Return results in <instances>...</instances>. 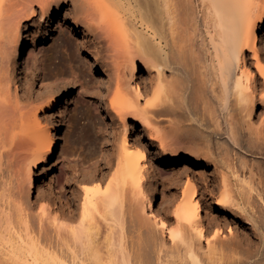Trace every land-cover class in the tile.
Returning <instances> with one entry per match:
<instances>
[{
  "label": "bare ground",
  "instance_id": "bare-ground-1",
  "mask_svg": "<svg viewBox=\"0 0 264 264\" xmlns=\"http://www.w3.org/2000/svg\"><path fill=\"white\" fill-rule=\"evenodd\" d=\"M80 52L103 76L106 166L79 188L66 160L53 195V111L71 88L37 104L18 82L36 70L46 88V60ZM0 58V264H264V0H0ZM209 155L219 212L206 223L194 177L178 203L166 190Z\"/></svg>",
  "mask_w": 264,
  "mask_h": 264
},
{
  "label": "rangeland",
  "instance_id": "rangeland-1",
  "mask_svg": "<svg viewBox=\"0 0 264 264\" xmlns=\"http://www.w3.org/2000/svg\"><path fill=\"white\" fill-rule=\"evenodd\" d=\"M65 35L70 38V40L75 46H77V38L75 35L71 34L69 30L65 31ZM55 42L56 41L54 40L53 42L51 41L49 43L38 44V48L41 50V52H50ZM62 52L64 53V55L67 56L66 47H63ZM79 57L81 58V60L78 62L68 61L64 65L57 67L53 62L54 60L48 58L46 60V68L43 69L41 75V80H44L45 82L47 81V84L49 83L48 85L46 84V88H40L38 78L40 72L36 70L30 71L28 72V74L24 73L20 81L21 83L18 82V85L20 86L18 88L19 93H22L23 91L28 92V96L30 95L29 98L31 99L32 97V99H34L35 103L37 104L40 102L39 98L41 99V96H45L47 92H52L53 89L55 90L59 88L62 84L68 85L71 88L70 97L68 98L67 96V99L63 102V104L53 111L55 114V119L60 122L61 129V141L57 147V153L55 158L57 162V170L56 172H54L55 179H53L52 181L53 195L54 193L58 195L61 192H65L68 187L65 185L66 183L68 185V182H66L67 175H65L64 173L65 170H67V165H65L66 162H70L71 169L75 173L77 172V175L82 178L80 179L81 184L85 182L88 184L91 183V185H96L97 181L95 179L93 180L95 182H93L92 180H87L86 178L88 176L94 175H99L100 177H103V172L101 171L103 166H106V160L104 164L105 158L103 156V152L105 149L104 144L108 143L106 133L111 128V123L110 119L105 116L102 111L104 97L101 94V87L104 86V84L101 82V80L103 79V76L101 75L102 73H98L97 71L90 69L87 63L88 59L85 54L80 52ZM4 64L5 62H1L0 58V73H4V69L6 68H4ZM73 72L79 75L77 80L73 79ZM44 75L46 76V80L44 78ZM48 75L50 76V78L48 77ZM139 75H143L142 72L139 73ZM141 81H143V78H141ZM15 84L16 82H12V87L14 90L16 88ZM58 85L60 86L55 88ZM94 99L100 101H98L101 104H99L101 107L100 110L95 109L96 104L94 105ZM43 121L48 126L51 123V121L49 120V116L44 117ZM231 151H233V155L230 154ZM229 155L236 157V152L231 148V150L229 151ZM206 160V163L204 162V164L202 165L192 166V168L189 169L186 174L183 173V175H181L182 177L180 176V180L177 179L176 181L174 180L173 182L167 183L168 188L166 190V195H168L167 197L169 198L173 196V199L175 196V198L181 200L182 192L186 189L187 186V174L189 173L195 179V184L197 186L200 198L202 215L205 218L204 220L206 221V223H209L210 221L215 222V216H213V214H218L219 212L215 208V200L219 195V191L217 188H215L216 186H214L217 180V168L215 170L216 166L215 162L213 161V155L211 157L210 155L209 157L206 156ZM262 160L264 161V158L261 159V161ZM101 165L102 167L100 168ZM4 166V172L8 173L9 168L6 165ZM78 176L77 179L79 178ZM80 183L77 185V187L82 188L83 184L85 183H83L82 185H80ZM182 188L184 189L182 190ZM161 189L162 186L159 185L157 187L158 191L154 199V205L150 208H147L149 212L152 209L154 211H157L159 202L163 199ZM203 191L204 196L202 197L201 195ZM39 192L40 191L38 190L37 185L33 186L32 195L36 197ZM175 198L173 199V201L175 200L173 204L176 202L178 203L180 201ZM165 206L166 205H164V207ZM159 209L162 210L160 206ZM220 215L221 214L217 215L216 221L218 223L221 222ZM153 257L154 258H152V262H154V259L156 260V257Z\"/></svg>",
  "mask_w": 264,
  "mask_h": 264
}]
</instances>
